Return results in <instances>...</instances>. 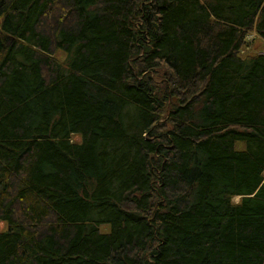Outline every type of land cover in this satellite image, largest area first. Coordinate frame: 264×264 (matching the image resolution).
<instances>
[{
  "label": "trees",
  "instance_id": "trees-1",
  "mask_svg": "<svg viewBox=\"0 0 264 264\" xmlns=\"http://www.w3.org/2000/svg\"><path fill=\"white\" fill-rule=\"evenodd\" d=\"M251 36L264 0H0V264H264Z\"/></svg>",
  "mask_w": 264,
  "mask_h": 264
},
{
  "label": "rangeland",
  "instance_id": "rangeland-1",
  "mask_svg": "<svg viewBox=\"0 0 264 264\" xmlns=\"http://www.w3.org/2000/svg\"><path fill=\"white\" fill-rule=\"evenodd\" d=\"M252 39L256 38L254 44L251 49H246L244 52L246 53H256V52H264V40H262L259 36H251ZM61 56V55H59ZM176 100V99H175ZM74 142H79L81 138L77 135L73 136ZM240 198H235L234 201L238 202ZM7 225L5 223H0V229H6Z\"/></svg>",
  "mask_w": 264,
  "mask_h": 264
}]
</instances>
